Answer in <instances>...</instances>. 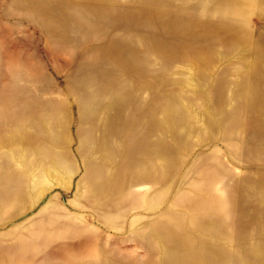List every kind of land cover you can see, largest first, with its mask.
Returning <instances> with one entry per match:
<instances>
[{
	"label": "rangeland",
	"instance_id": "rangeland-1",
	"mask_svg": "<svg viewBox=\"0 0 264 264\" xmlns=\"http://www.w3.org/2000/svg\"><path fill=\"white\" fill-rule=\"evenodd\" d=\"M0 264H264V0H0Z\"/></svg>",
	"mask_w": 264,
	"mask_h": 264
}]
</instances>
